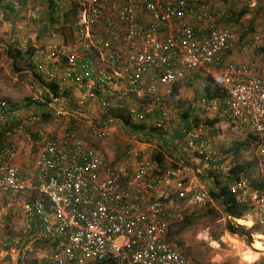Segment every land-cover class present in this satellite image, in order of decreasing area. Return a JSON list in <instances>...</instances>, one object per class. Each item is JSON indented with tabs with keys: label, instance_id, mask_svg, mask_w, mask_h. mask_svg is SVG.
Segmentation results:
<instances>
[{
	"label": "built area",
	"instance_id": "2783aa9c",
	"mask_svg": "<svg viewBox=\"0 0 264 264\" xmlns=\"http://www.w3.org/2000/svg\"><path fill=\"white\" fill-rule=\"evenodd\" d=\"M79 2L77 39L94 51L97 62L81 57L67 43L44 44L34 52L43 59L35 64L38 73L56 81L57 88L48 99L32 92L28 104L51 106L53 114L64 119L62 131L34 140L38 150L33 176L18 172L12 161L17 151L13 142L0 150V193H38L49 202L48 211L36 203L35 212L43 213L44 236L54 239L45 247L35 246L38 237L24 241L20 264H27L24 257L31 253L39 257V264H195L170 238L175 223L171 205L175 200L192 209L215 206L211 191L219 182L213 172L234 175L225 183L227 190L248 206L241 217L227 214L228 218L264 235V55L255 54L264 42V18L263 26L243 35L237 23L220 22L206 0ZM19 42L26 46L25 38ZM233 51L245 59L232 60ZM61 63L62 75L57 71ZM199 71L223 92L221 100L207 103L208 109L222 105V119L213 127L219 134L242 131V141L251 144L259 163L261 176L256 181L232 172L231 154L214 149L206 136L210 127L203 123L183 128L179 149L167 165L138 146L145 139L141 132L125 133L122 142L110 148L115 154L118 145H124L123 162L112 165L79 130L87 126L89 135L101 140L117 125L105 115L84 116V96L76 106L61 96L75 83L87 85L91 98L97 89L113 93L123 84V90L147 100L146 109H130V121L143 123L156 110L151 126L166 132L167 96L175 83ZM26 105L13 106L0 93V121L19 113L28 123L32 115ZM24 209L31 213L34 206L26 204Z\"/></svg>",
	"mask_w": 264,
	"mask_h": 264
},
{
	"label": "rangeland",
	"instance_id": "374dc122",
	"mask_svg": "<svg viewBox=\"0 0 264 264\" xmlns=\"http://www.w3.org/2000/svg\"><path fill=\"white\" fill-rule=\"evenodd\" d=\"M3 1L6 2L7 0ZM8 1L10 4H0V12L6 13V17L4 15L5 18L0 19V32L5 35V37L0 36V93L13 106L22 107L29 103L32 90L35 92L41 91L39 94L42 95H44V92L41 89L43 87V77L36 69L34 56L29 58L27 52H22V55L17 56L12 51L15 44L17 45L18 37L21 36L27 39V49L29 45L38 48L48 43H67L82 55H90L92 50L88 45L77 39L78 26L76 24L79 16V0ZM206 2L214 10L220 22H237L243 35L252 33L255 29L263 26L264 0H206ZM4 5H6V10L2 8ZM241 9H245V13L239 19H235L236 13ZM14 37L16 42L13 46ZM255 54L257 56L264 55V42ZM95 56V53H93V59H96ZM63 65L61 63L57 66L59 73L63 71ZM187 76L189 77L181 83L182 90L179 89L180 87L173 89L164 102L165 107L170 110L169 113L172 112L169 114L170 122L178 121L179 126L182 128L196 127L202 123L209 126L210 129L208 128L206 136L211 141L214 149L230 153L233 166L242 167L238 172H241L244 174L243 176L248 177L250 180L256 181L261 176L259 163L251 144L242 141V131L236 134L227 132L219 134L217 128L213 127L215 123L222 119V105L217 104L214 108H207L212 97H208L206 93L205 73L202 71L190 72ZM32 83L33 86L30 85ZM35 86L39 89H35ZM71 94L70 98L67 99L76 106L77 94L75 92ZM103 100L105 104L103 113L114 116L121 114L124 117L130 107L137 109L147 107V100L142 95L135 94L127 89H124L122 94L112 93L110 96L104 97ZM191 114L192 116L188 118ZM51 118H54V116L51 115L50 117L47 114L40 122L35 123L34 121L32 124L38 126L46 120H50L52 125L56 126ZM189 119L190 122H186ZM21 120L17 117L16 126L18 129H21ZM114 123H117V128L106 139L96 140L91 137L87 126H82L79 133L97 149L101 150L112 165L117 166L123 162L124 155H117L118 151L112 154L110 148L114 142H122V136L125 133L131 134L134 129H132V126L124 124L120 119L115 120ZM150 123H146L144 129L157 134V137L166 139L164 137L166 132L152 131ZM183 124L184 126H182ZM31 130H33V127ZM161 145L163 150L168 149L166 144L161 143ZM113 156H115L114 159ZM232 176L234 175L228 177L219 173L217 175L219 185L228 182ZM2 195L6 196L8 194L0 193V249H3L5 243L24 234L23 223H27V221L23 218L28 216L22 203L29 200V197L25 195H18L16 199L11 196L8 198L2 197ZM171 206L175 215V223L170 230V235L172 239L179 242L183 252L195 264H264V251L258 250V252L253 246L254 241L260 239L256 236L254 238L255 233L258 232L256 227L248 228L242 225L246 229H251V235L240 230L231 232L228 228V220L230 219L225 212V208L218 201L215 200V206L220 209V214L217 217H214V215L202 217L203 209H192L187 207L186 204L175 200H173ZM193 217V221L189 224V220ZM230 221L238 225L236 222ZM257 235L264 237L261 234ZM37 244L43 247L46 243L41 240L39 243L37 241ZM253 253L254 258H251ZM84 264L102 263L86 262Z\"/></svg>",
	"mask_w": 264,
	"mask_h": 264
},
{
	"label": "crops",
	"instance_id": "0c3cea01",
	"mask_svg": "<svg viewBox=\"0 0 264 264\" xmlns=\"http://www.w3.org/2000/svg\"><path fill=\"white\" fill-rule=\"evenodd\" d=\"M4 3L10 4L8 0L6 2H4L3 0L0 1V4H4ZM5 6L6 5H4L2 7L3 10H6ZM5 14L6 13H4L3 11L0 12V19L1 20L6 17ZM4 15H5V17H4ZM1 35H2V37H5V35H3L0 32V36ZM21 38H24V37L20 36L17 38V45L15 44V47L13 48V50L15 48L16 49L19 48L22 52H25L27 50V48H26L27 47V39L25 38L26 39V46L23 47V46H20L21 44L19 42V39H21ZM14 39H15V37L13 38V46H14V42H16V41H14ZM34 45H38V44H34ZM36 49H38V48H35L34 52ZM7 50H6V52H7ZM93 53H94V51H91L90 55L83 54V55H81V57L82 56L86 57L87 60L93 59ZM32 56H34L33 60H35V63H40L41 61H43L41 56H39L38 54H36V55L33 54ZM95 58H96V56H95ZM230 58L232 60L245 59L237 51H233L230 54ZM96 62L97 61L95 59V63ZM98 65H99V63H97L96 66H98ZM58 73H59V71H58ZM59 74L60 75L64 74V71H61ZM188 77L189 76H186L185 78H183L179 82L175 83L172 87V91H173V89L175 90L177 87H180L179 89L182 90L181 83L184 81V79H186ZM59 78H60V80H62L63 76L59 77ZM42 79H43V82H42L43 87L41 89L43 90L44 95H42V94H40V95L43 98L48 99V98H50V95L52 93L54 94V89H52L48 83H44V82L53 81V80H50L49 77L42 78ZM205 79L207 81V79H211V78L206 75ZM62 81H64V80H62ZM53 82L55 83L56 81H53ZM30 85L33 86V83ZM74 87L75 88H73L72 91L77 94L76 98L77 99L81 98V96L82 97L84 96V98H85V102L82 103V105L80 106L81 109H83L82 114L84 116L101 117L102 115H105L109 119H112L113 122H115V120L116 121L119 120V116H114L111 114H107V113L104 114L103 113L104 112L103 107H105L103 98L106 96H110L112 94L111 92L105 91V90H103V88L97 89V93H98L97 96L94 98H91V97H87V94L89 93V92H87V91H89V87L87 85L82 86L79 83H75ZM123 88H124L123 84H121L119 89H113V93L117 92V93L122 94ZM205 88H206V86H205ZM35 89H39V88L35 86ZM32 92H35V91L32 90ZM36 93H41V91L40 92L36 91ZM213 98H218V97H212L210 99H213ZM77 99H76V101H77ZM221 99L222 98H220V100ZM44 104L45 103H43V106L36 104V103H35V105L34 104L33 105H30V104L26 105V107H27L26 111L29 112V115H32V118L28 119V123H27V121H24V120H23V122L21 121V125H23V126L20 125L21 129H18V127L16 126L17 117L21 118L20 117L21 114L19 115V113L9 115L6 119L2 118V120L0 121V150L3 149L8 144H10V142H13L15 144L17 151H16V155L12 158V161L17 166L18 172L21 175L33 176V174L35 172L34 160H35L38 149L34 143V140L37 137H39V136L41 137V136H44L46 134L60 133L62 131V128L64 125L63 124L64 119L62 117L61 118L56 117L53 114L52 107L44 105ZM146 108L147 107L142 108V109H146ZM130 109H137V108H131L130 107L125 116L128 115ZM138 110H141V109H138ZM171 113H169V114H171ZM47 114H49L50 117H51V115L54 116V118H51V119H52L53 123L54 122L56 123V126H53L50 120H46L45 122L41 123V125H38V126H35V124H32L34 121H35V123L40 122V120L42 118H44ZM148 115H149V118L147 119V121H145V120L143 121V124H145V126H146V123H148V122H151L150 124H152V120H153L152 118H153V116L157 115V112H156V110L155 111L153 110ZM190 116H192V114L189 115L188 118H190ZM188 121L190 122V119L187 120L186 122H188ZM133 124H142V123H133ZM116 125H117V123H115V126ZM182 126H184V124ZM32 127H33V130L34 129H36V130H34V131L31 130ZM168 128H169V130L166 131V133L164 134V137L166 139H162L161 137H157V134L152 133L150 131H147L146 129L134 130L136 133H139V134L142 133L143 136L145 137V139H143L144 143L141 145H138V146H141L142 148H144L146 154L149 157H153V155L156 152H159L161 154L162 164H164V165L169 164L170 158L175 153H177V151L179 149V145H180L179 139H181L180 137H182V129H183L181 126H179L178 121L170 122V116L168 118ZM80 136H82V135L80 134ZM164 141H166L167 143ZM161 143L166 144L168 149L163 150ZM160 145H161V148H160ZM99 151L107 160L104 153H102L101 150H99ZM117 151H118L117 155L122 154L125 156V147L123 144L118 145ZM114 158H115V156H113V159ZM19 195H25L26 197L27 196L29 197L28 198L29 200L27 202L22 203L24 208H25L26 204H30V205L34 206V209L32 210L31 213H28V212L26 213V215L28 217L23 218L25 221H27V223L26 222L23 223L24 234H22L21 237H19V238L13 239L10 242L5 243L3 249L2 248L0 249V264H20L21 253H22L20 247L23 245L24 240L31 241L34 237H38V240H37L38 243L42 240V241H45V243L47 244L49 242V240L54 239V237H52L51 235H48L46 237L44 236L45 231H46V223H44V221H43V213L39 214V213L35 212L36 211L35 210L36 203H39L40 205H42L43 210L48 211L49 210V202L43 196L39 195L38 193L32 194L30 192H23V193H20ZM2 197L8 198V197H10V195H6V196L2 195ZM12 198L16 199V197H12ZM36 208H37V206H36ZM251 223L252 222L249 220L248 224H251ZM257 234H259V232L255 233L254 238ZM18 239H21V242L17 245V247H12V248L7 247V245L9 243L14 242ZM26 241H25V243H26ZM37 241L35 242V246L40 247V246H38ZM256 241H263L264 242V240L261 238L256 239L254 241V243ZM46 244L43 247H45ZM24 258L27 261V264H39V257L35 253H31V254L27 255V258L26 257H24Z\"/></svg>",
	"mask_w": 264,
	"mask_h": 264
},
{
	"label": "trees",
	"instance_id": "16d2710c",
	"mask_svg": "<svg viewBox=\"0 0 264 264\" xmlns=\"http://www.w3.org/2000/svg\"><path fill=\"white\" fill-rule=\"evenodd\" d=\"M245 13V9H241L239 12L236 13V16H235V19H239L243 14ZM233 23H237L235 21H232ZM34 49L35 47L32 46V45H29L28 46V49L25 51L27 52V56L30 58V56L33 55V52H34ZM15 52V54L17 56L19 55H22V51L18 48V49H14L13 50ZM43 81V80H42ZM45 81V80H44ZM44 83H48L49 86L54 89V92L57 88V85L53 82V81H47V82H44ZM211 85V87H210ZM71 93H74L72 90H64L62 93H61V96L65 97V98H70V94ZM206 93H207V96L208 97H219V98H222L223 97V92L222 90L213 83L212 79H207V85H206ZM71 97H72V94H71ZM184 114V113H183ZM116 116H119V119L126 125H130L132 126V129L134 130H137V129H144L145 128V124H133L128 115L127 116H122L121 114H117ZM152 129V131L155 130L154 127H150ZM153 158H155L157 161H159L160 163H162L161 161V154L159 152H156L154 155H153ZM242 167L241 166H236L232 169V172L234 174H237L238 171L241 169ZM215 175V179H216V183H218V177H217V172H213ZM211 194L212 196L215 198L216 201H218L219 203H221L219 201V199H221L222 203L225 204V212L226 214H229V215H233V216H236V217H241L242 215H244L247 211H248V206L246 204H242V203H238L234 197H232L230 195V193L228 192L227 190V185L224 183V184H221L219 185L214 191H211ZM202 217H205V216H209V215H214V217H217V215H219L220 213V209L217 208L216 206L214 205H207L205 206V208H203L202 210ZM194 217L191 218L189 220V224H191V222L193 221ZM172 228V227H171ZM228 228L231 232H236V231H241V232H247L248 234L251 235V229H246L244 226L242 225H235V223H232L230 220H228ZM170 238L171 235H170Z\"/></svg>",
	"mask_w": 264,
	"mask_h": 264
},
{
	"label": "bare ground",
	"instance_id": "6f19581e",
	"mask_svg": "<svg viewBox=\"0 0 264 264\" xmlns=\"http://www.w3.org/2000/svg\"><path fill=\"white\" fill-rule=\"evenodd\" d=\"M259 234H261V233H259ZM262 236H264L263 234H261ZM256 237H258V238H261V239H263L264 237H261V236H259V235H256ZM264 240V239H263ZM254 249H257V251L258 250H264V242L263 241H257V242H255L254 243ZM259 252V251H258ZM250 256H251V254H250ZM256 256V255H255ZM251 258H254V253L252 254V256H251Z\"/></svg>",
	"mask_w": 264,
	"mask_h": 264
}]
</instances>
